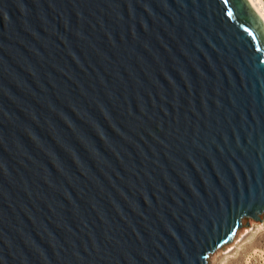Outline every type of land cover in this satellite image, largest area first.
<instances>
[{
  "label": "water",
  "instance_id": "95a60500",
  "mask_svg": "<svg viewBox=\"0 0 264 264\" xmlns=\"http://www.w3.org/2000/svg\"><path fill=\"white\" fill-rule=\"evenodd\" d=\"M250 219L249 0H0V264H212Z\"/></svg>",
  "mask_w": 264,
  "mask_h": 264
},
{
  "label": "rangeland",
  "instance_id": "374dc122",
  "mask_svg": "<svg viewBox=\"0 0 264 264\" xmlns=\"http://www.w3.org/2000/svg\"><path fill=\"white\" fill-rule=\"evenodd\" d=\"M261 2L264 5V0ZM214 264H264V224L250 219L234 240L216 254Z\"/></svg>",
  "mask_w": 264,
  "mask_h": 264
},
{
  "label": "bare ground",
  "instance_id": "6f19581e",
  "mask_svg": "<svg viewBox=\"0 0 264 264\" xmlns=\"http://www.w3.org/2000/svg\"><path fill=\"white\" fill-rule=\"evenodd\" d=\"M252 7L255 9V11L261 16V18L264 20V5L262 4L261 0H249ZM252 224V223H251ZM239 237V236H238ZM220 253V252H219ZM217 254V253H216ZM211 257L212 264H214V257Z\"/></svg>",
  "mask_w": 264,
  "mask_h": 264
}]
</instances>
